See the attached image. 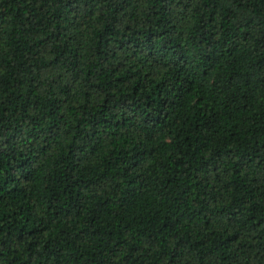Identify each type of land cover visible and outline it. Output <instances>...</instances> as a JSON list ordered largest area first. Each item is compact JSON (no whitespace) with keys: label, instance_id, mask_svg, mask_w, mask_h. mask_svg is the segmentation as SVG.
Here are the masks:
<instances>
[{"label":"trees","instance_id":"obj_1","mask_svg":"<svg viewBox=\"0 0 264 264\" xmlns=\"http://www.w3.org/2000/svg\"><path fill=\"white\" fill-rule=\"evenodd\" d=\"M0 264H264V0H0Z\"/></svg>","mask_w":264,"mask_h":264}]
</instances>
